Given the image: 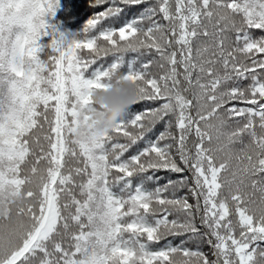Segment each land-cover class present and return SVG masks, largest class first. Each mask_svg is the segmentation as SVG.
Listing matches in <instances>:
<instances>
[{
    "label": "trees",
    "instance_id": "1",
    "mask_svg": "<svg viewBox=\"0 0 264 264\" xmlns=\"http://www.w3.org/2000/svg\"><path fill=\"white\" fill-rule=\"evenodd\" d=\"M0 264H264V0H0Z\"/></svg>",
    "mask_w": 264,
    "mask_h": 264
}]
</instances>
